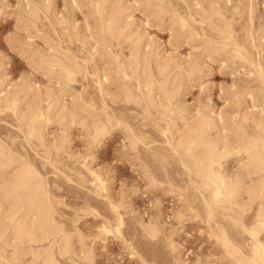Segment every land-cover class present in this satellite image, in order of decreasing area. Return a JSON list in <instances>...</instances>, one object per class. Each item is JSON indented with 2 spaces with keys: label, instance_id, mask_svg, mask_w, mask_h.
Wrapping results in <instances>:
<instances>
[{
  "label": "bare ground",
  "instance_id": "bare-ground-1",
  "mask_svg": "<svg viewBox=\"0 0 264 264\" xmlns=\"http://www.w3.org/2000/svg\"><path fill=\"white\" fill-rule=\"evenodd\" d=\"M20 1L21 4L17 9L16 18L19 26L21 25L20 27L28 33V38L26 37L27 39L25 38L24 40L15 35L16 37L9 39L10 44L25 57L26 61L36 71L43 72L50 79V83L56 81L57 84L54 83L57 86H53L51 83L47 88H37L31 83L29 78L23 79L14 85L7 84L9 87H3L4 80L0 76V111L7 109L12 111L21 125L20 127L25 134V139L28 140L27 142L32 145L37 143L36 145L43 148L50 158L52 154L57 156L59 151L62 148L64 149V143L68 139L66 135L68 134L66 132L68 125L72 124L74 126L78 122L84 125L86 121V118L84 119L85 121L77 119L78 115L81 116L88 111L87 107V109L85 108L87 111L84 109L85 103H83L84 105H77L75 102L69 108L61 103V98L64 99L62 97L64 95L63 92L66 90L70 76L77 77L85 69L75 56L74 58L69 55V52H64L63 49L62 51L60 49L61 46L58 44L59 48L57 44L52 43L50 38L44 42L49 45L48 50V47H45L46 50L42 47V49L37 47V44L31 41L32 39H29L33 38V34H38L36 31L40 29L38 30L39 25L36 27L37 24L43 19L49 22V19L46 18H49V13L52 11L51 1L41 0V5L36 0ZM127 1L73 0L72 6L76 3L78 7L84 6L89 12V22L87 24L86 21V26L84 25L87 34L82 37V39H85V36L91 35V38L90 36L87 37L90 40H82L83 43L88 41L90 43L93 42V45L94 42L96 43L95 47L91 46V49L88 50V52L90 51L89 55L92 57L89 58H91V61L101 55L108 58L110 68L108 67L109 69L107 68V70L103 69L102 72L104 74L100 71L104 76L102 78L109 79L111 77V79H114L112 77H115L116 80L117 77V81H120L123 77L124 83L122 82L123 80L119 82V84L121 83L119 94L120 97L122 96V100L124 99L126 103L140 106L139 108L145 110V117L150 114V117L156 114L158 118L161 116L163 118L162 121L166 122V127L162 134L167 138L174 154L180 158L179 161L189 177L190 186L188 187H191L189 189L195 195L193 196L194 200L191 199L192 202L183 203L181 210L178 211L176 217L180 225L183 224L184 219L190 218L191 220L194 214L198 217L199 213H204L208 224L212 226L210 230L213 231V235L212 233L211 235L215 236L214 238L218 242L216 243L221 246L222 251L231 259L230 264H264V237L260 238V235H264V109L263 111L260 110L259 113H253L254 115L248 112H244L242 115L240 104L243 101L242 96L244 93L247 95V92L243 93L241 91L243 93L242 95L240 92L241 96L237 90H230L231 94L226 99L227 102L232 103L231 108L229 107L230 105L227 107L230 108V113L228 112V116H225L226 118L222 116L223 118L221 119L220 117V122L206 104L205 106L197 107L198 109L194 110V112L196 111L195 114L191 110V113H193L191 114L189 108H187L188 106H186L187 103L182 101V91H185V87L193 83L191 81L194 76H197V73L202 71L205 58L216 55L218 56H215L216 58L221 57L222 60L224 59L228 63L230 60H242L244 61L242 66L253 67L251 70V76L253 73L251 81L254 82L256 88L249 87L247 89L248 95L251 97L253 95V98L257 95V98L259 97L258 99L261 100L259 103H262L260 105L264 108V71L260 69V66H256L258 63L251 62L252 59L245 54L247 52L243 50L244 48L238 42L235 41V43L233 41L235 32L233 33L231 20L226 17L227 13H229V11H225L226 9L228 10L226 4L223 3L226 6L222 7L221 5L223 4L220 5L217 0H192L195 5L193 4L194 7L192 6L193 8H191L190 6L189 9L196 17H199L201 24L206 23V25L212 26L213 28H211L220 34L222 41L210 40L211 38L209 37V39L205 38L206 40H203V38L202 42L200 40L201 44L198 43L202 50L199 53L197 52V54L194 53L193 55L195 56H190L188 60H183L181 59L182 57L180 58L176 54V56L161 55L162 51L161 54L158 51L160 49L156 51L152 43L144 39L143 32L133 26L131 14L128 12L130 7L128 4L130 3L127 4ZM134 1L139 3V7L142 6L147 10L148 17L155 19L158 24H164L168 21L170 24L167 25H170V31L172 33L176 32L175 34L173 33L174 35L171 34L174 36L173 38L181 36L185 40L196 35V32L193 31L194 29H189L191 27L188 26L186 18H183L178 13L176 17L173 16L175 13L172 11H175V8H172L173 4H171L170 0ZM224 7H226L225 10L223 9ZM254 12L252 8L251 13ZM177 15L180 17H177ZM67 22L64 17H58L55 23L59 27L61 26L60 28L62 26L66 28ZM72 25L73 34L76 36L75 33H79L78 27L73 23ZM184 27L187 30H182ZM33 28L34 31L32 30ZM67 29L68 27L65 30ZM180 30L185 32L181 34ZM39 33L40 36H35L44 37L43 32L42 36L41 32ZM46 37L47 35L44 38ZM90 43L87 44L88 47L91 45ZM126 51L127 54H124ZM102 74H99V77ZM107 95L109 94L107 93ZM74 96L77 95L72 97ZM76 101L78 100L76 99ZM45 103H47V107L43 106ZM105 114L107 113L105 112ZM86 115L88 122L86 121L87 125H85L89 128L87 135L89 134L90 138L88 137V139H90L92 145L99 143V140L108 134V131L115 125L119 126L121 124V127L124 126L118 120L116 121L119 124L115 122L114 125L112 119L110 117L107 118L108 114L107 119L103 117L104 120L98 119L100 116L96 118L90 111ZM159 119L161 120V118ZM51 123H61L60 125L63 127V132L54 140H51L52 138L50 139L47 133V128ZM124 128L129 140L127 141L129 142L127 146H130L133 151H137L139 145L144 142L142 141L143 138L141 139L142 136L136 135L132 128L128 126H124ZM232 159L237 162L235 170H231L228 167V163ZM151 179L153 181L151 183L150 180V183H154L155 186L156 179ZM52 200L46 181L33 164L28 159L21 157V154L19 156L11 146L0 141L1 259L5 258L9 264H23L21 263L23 256H29L28 264H62L58 257L71 255L70 264H77L78 259V261L85 260L88 264L92 263L93 255L91 251H88L90 249H87V251L85 249L82 255H78L80 257H77L76 253L72 251L73 236L71 237L70 233L68 234V231L63 228L61 221H58L59 219L56 216L57 209ZM193 201L199 202L198 204L201 205V208L197 206V203L194 205ZM180 202L182 203V200ZM190 203L193 204L189 205ZM196 206L201 210H198ZM253 210L255 211L254 221L250 223L249 227L243 223V220L245 217H249ZM187 212L191 214V217ZM192 212H194L193 215ZM225 212L232 213V215H227V217L225 215L227 219L230 218V223L233 222L238 225L240 223L244 231L250 235L252 242L249 245V252L246 250L247 253L246 251L244 253V247L242 246L241 248L242 244L236 243L231 237L228 226H223V222H220L223 219L220 218L218 220L220 215L224 217ZM235 217L238 219H235ZM121 219H118L117 224H115L116 227L114 226L115 228L110 223L106 224L103 228L106 234L111 232L113 234L114 232L116 233L115 236H122L120 226H122L123 221ZM211 223H214V225H211ZM143 229L150 239H158L162 232V228L157 222H152L144 226ZM9 249H12L10 251L12 253L7 251ZM7 252L9 257L6 254ZM72 255L78 259L75 260Z\"/></svg>",
  "mask_w": 264,
  "mask_h": 264
},
{
  "label": "rangeland",
  "instance_id": "rangeland-1",
  "mask_svg": "<svg viewBox=\"0 0 264 264\" xmlns=\"http://www.w3.org/2000/svg\"><path fill=\"white\" fill-rule=\"evenodd\" d=\"M36 1L40 2L41 5V0ZM50 1L52 11L49 13L50 16L48 15L49 18L46 19H49L51 23L43 19L44 21L42 20L36 25V27L39 25L38 30L40 29L36 31L37 35L41 32L42 36L43 32L44 37L47 35L48 38L43 36L41 38L40 35L36 37L37 35L33 34V38L29 39H32L31 41L36 43L37 47L45 49L49 45L44 42L50 38L52 43L61 46V48L58 46L61 50L69 52L70 56H75L86 71H84L85 74L83 72L77 77L70 76L65 88L68 93L64 91L65 96H62L64 99L61 98L62 105L69 108L75 102L77 105H84L83 103H85L84 109L87 107L88 109H86L90 113L92 112L96 118L100 116L98 119L102 120L103 117L104 119L110 117L114 125L115 122L119 124L116 121L118 120L122 125L132 128L136 135L142 136L141 139L143 138L142 141H144L142 145H139L137 151H133L130 146H127L129 140L124 126L121 127V124H119V126L115 125L110 129L108 134L103 136L99 143L97 142L98 144L92 145L90 139H88L89 134L87 135L89 133V128L86 126L88 111L85 109L87 112L81 116L78 115L77 119L84 120L86 118L87 122L84 120V125H86H82L81 122H78L80 124H74V126L72 124L68 125L69 128L67 127L66 130L68 142L64 143V149L62 148L57 156L52 154L49 158L44 149L36 145L37 143L32 145L27 142L21 125L12 111L9 109L0 111V141L11 146L19 156L21 154V157L28 159L46 181L53 204L57 209L58 221H61L63 228L68 231L66 232L70 233L71 237L73 236V248L71 247L73 250H71L76 253L77 257H80L78 255H82V252L84 253L87 249H90L88 251H91L93 255L90 264H230L231 259L217 244L215 236H212L213 231L210 230L212 226L208 224L203 212V214L199 213L198 217L195 214L193 215L194 212H192L194 217L191 220L190 218L184 219L181 225L177 220L176 216L178 211L181 210L182 204L185 202V204H188V201L194 200L193 196L195 195L190 190L191 187H188L190 186L189 177L179 161L180 158L174 154L167 138L162 134L166 122L162 121L161 116H159L160 120L154 113L151 117V114L145 117V110L139 108L140 106L122 100V96L120 97L119 94L121 91V83L119 84V82L123 80L122 76V79L118 76L121 79H119L120 81H117V77L116 80L115 77H112L114 79H111V77L103 79L104 73L102 71L103 69L107 70L109 67V59L101 55V58L97 56L96 59L94 58L91 61L92 57L89 55L90 51L88 52V50L91 49V46L95 47L96 43L94 42V46L93 42L88 41L91 44L89 47L88 42L83 43L85 39L90 40L91 35H88L90 38L85 36L86 38L82 39L83 35L87 34L85 26L89 22L88 9H85L84 6H79L81 7L79 8L75 2L73 6L77 8L73 9L75 8L72 6L73 0ZM170 1L173 4L172 8H175V11H172L175 15L172 12L171 14L176 17L178 13L186 18L188 26L191 27L187 28L194 29L193 31L196 32L194 37L185 40L181 36L179 37L180 40H178V37L173 38L174 36L171 34L174 32L170 31V25H167L170 23L167 20V23L158 24L155 19L148 17L147 10L142 6L139 7V3L134 0L127 1V4L130 3L128 5L131 8H128V12L131 14L134 28L140 29L139 31L144 34V39L151 42L156 51L160 49L158 50L160 54L162 51L161 55H179L178 57H182L181 59L188 60L190 56H195L194 53L197 54L202 50L199 44L208 37L211 38L210 40L222 41L220 34L212 29V26L211 28L206 23L201 24L199 17H196L189 9L190 6L191 8L194 7L195 2L192 3V0H187L188 2L185 0ZM217 1L220 5L223 3L227 5L228 10L226 7L223 9L229 11V13L226 12V17L231 20L233 25V33L235 32L233 41L238 42L244 48L243 50L247 52L244 53L252 59L251 62L260 64H256V66H260V69L264 71V0ZM20 4L21 1L19 2V0H0V74L3 75L0 76L4 80H2L3 87L30 78L35 87L44 89L52 83H50V79L43 72L36 71L26 61L25 57L10 44L9 39L11 37L14 38L18 35L17 37L20 39L25 40L26 37L28 38V33L20 27L21 25L19 26L16 18V12H18L17 9ZM224 4L221 6H226ZM252 8L255 11L254 13H251ZM179 15L177 17H180ZM58 17H64L66 22L68 21L67 30H65V26H62V28H65L62 29L61 26L59 27L55 23ZM72 23L78 27L79 33H77L79 35L75 33L76 36L78 35L77 37L73 34ZM83 28L85 29L83 30ZM32 30L34 31V28ZM182 30L187 29L184 27ZM182 30H180L181 34L185 32H182ZM83 44L85 45L83 46ZM124 54H127V51ZM247 55L245 56L248 58ZM215 56L205 58L202 71L197 73V76H194L195 80L193 78L194 81H191L193 83L188 84L185 91H182V101L187 103L186 106H188L190 113L193 110L192 112L195 114L196 111L194 112V110L198 109L197 107L206 104L212 114L221 122V119L226 118L228 112L230 113L232 103L226 100L231 94L230 90H237L239 95L242 92H247V95L242 93L244 99L241 95L243 100L240 104L241 114L248 112L254 115L259 113L260 110L263 111L264 108L261 106L262 103H259L261 101L258 99L259 97L254 96L257 99L255 100L253 95L252 97L248 95L247 89L249 87L256 88L254 82L251 81L253 67L242 66V63H244L242 60V62L240 60H236L238 62L230 60L231 62L228 63L224 59L222 60L221 57L216 58L218 56ZM99 74L102 75L99 77ZM100 78L103 79V82ZM54 82L56 83V81ZM122 82L124 83V80ZM53 83V86L57 84ZM72 94L77 96L72 97ZM228 105H230V108H227ZM43 106L47 107V103ZM60 124L51 123L48 126L47 133L50 139L52 138L51 140H54L63 132V127ZM228 167L235 170L237 168L236 160H230ZM151 178L156 179L155 186L154 183L151 184L153 181ZM181 197L182 199H180ZM180 200H182V203ZM195 203L201 208L199 202H194V205ZM253 211L249 214L250 216L248 215L249 217H245L243 220V223L248 226L254 221L255 211ZM225 213L224 217L220 215L218 220L223 219L220 222H223V226H228L234 241L239 242V245L242 244L241 248L244 247V253L246 250L249 252V245L252 242L250 235L244 231L240 223L239 225L233 222L230 223V218L227 219L226 217L232 215V213ZM188 215L191 217L190 213ZM118 219L123 221L122 226H120L122 236L117 237L114 232L113 234L112 232L106 234L105 229H103L106 224L110 223L114 227ZM235 219L238 218L235 217ZM152 222H157L162 228L158 239H150L144 233L143 227ZM211 225H214V223H211ZM261 237L263 238L264 235H260ZM11 250L7 251L12 253ZM8 252L6 253L7 256L9 255ZM70 256L58 258L60 262L62 261V264H70ZM72 257L74 256L72 255ZM77 257H74V259L77 260ZM3 259L0 256V264H9L5 258ZM28 259L30 260L29 256H23L21 263L28 264ZM78 260L77 264H88L85 260Z\"/></svg>",
  "mask_w": 264,
  "mask_h": 264
}]
</instances>
